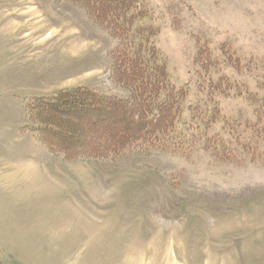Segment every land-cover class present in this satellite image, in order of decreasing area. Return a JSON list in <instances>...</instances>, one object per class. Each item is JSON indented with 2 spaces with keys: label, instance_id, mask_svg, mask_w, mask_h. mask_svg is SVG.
Listing matches in <instances>:
<instances>
[{
  "label": "rangeland",
  "instance_id": "obj_1",
  "mask_svg": "<svg viewBox=\"0 0 264 264\" xmlns=\"http://www.w3.org/2000/svg\"><path fill=\"white\" fill-rule=\"evenodd\" d=\"M139 7L122 43L86 3L0 0V264H264V0ZM130 42L185 94L192 140L79 153L126 124ZM60 92L47 143L27 106Z\"/></svg>",
  "mask_w": 264,
  "mask_h": 264
},
{
  "label": "trees",
  "instance_id": "obj_2",
  "mask_svg": "<svg viewBox=\"0 0 264 264\" xmlns=\"http://www.w3.org/2000/svg\"><path fill=\"white\" fill-rule=\"evenodd\" d=\"M77 1L89 5L94 13L92 14L93 18L109 28V32L122 40V43L124 39L128 38L134 17H140V12H143L139 7V0ZM139 37L140 40L145 38L142 35ZM130 44L131 42L126 44L121 51L125 53L121 56L124 63L118 65L122 81L129 89L131 96L129 101L122 105L123 108H114V113H112V116L126 113L124 119L126 124L108 135L106 140L92 142V147L86 144V147L80 149L79 153L93 157H109L129 148L140 151L156 147L162 150L169 148L173 151H180L185 138H187L185 142L189 139L192 140V136L183 138L177 130L175 131V119L179 113L177 108L185 94L174 91L169 86L164 65L155 60L152 46L148 47L147 45L142 50L133 42V48ZM66 95L67 93L60 92L49 98H37L27 106L29 119L37 122L34 130L38 133L39 138L44 139L47 143H49L46 140L47 135L51 137L53 144L55 143L53 137L58 135L50 127L53 123L52 119H54L51 111L58 108L60 111L66 110L62 107L69 103ZM256 113L259 112L256 111ZM191 118L195 120L196 115L193 114ZM257 122L259 123V121ZM53 144L50 146L59 149Z\"/></svg>",
  "mask_w": 264,
  "mask_h": 264
}]
</instances>
